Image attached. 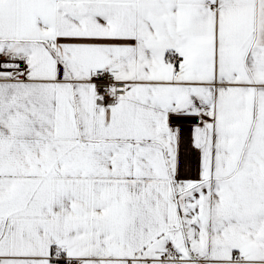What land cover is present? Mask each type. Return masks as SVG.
Returning a JSON list of instances; mask_svg holds the SVG:
<instances>
[{"label":"snow or ice","instance_id":"obj_1","mask_svg":"<svg viewBox=\"0 0 264 264\" xmlns=\"http://www.w3.org/2000/svg\"><path fill=\"white\" fill-rule=\"evenodd\" d=\"M0 264H264V0H0Z\"/></svg>","mask_w":264,"mask_h":264}]
</instances>
